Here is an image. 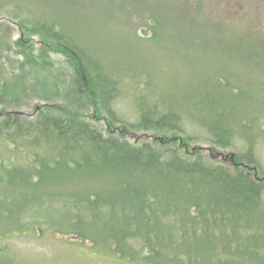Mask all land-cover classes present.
Listing matches in <instances>:
<instances>
[{
	"label": "trees",
	"instance_id": "trees-1",
	"mask_svg": "<svg viewBox=\"0 0 264 264\" xmlns=\"http://www.w3.org/2000/svg\"><path fill=\"white\" fill-rule=\"evenodd\" d=\"M50 8L35 0H0V109L30 99L29 88L20 83L28 63L38 66L39 72L27 74L38 100L54 106L41 108L25 122L19 117L0 120V184L13 191L11 206L0 208V221L7 218L15 225L0 234L1 264H29L16 259L6 242L37 231L91 241L98 254L112 256L118 264H264V170L255 166L264 144V109L255 100L264 89L252 97L253 84L241 87L225 75L208 79L210 88L190 84L182 89L179 76L165 85L155 83L151 62L140 66L136 58L147 44L161 48L171 41V28L164 26L166 34L160 33L156 16L137 14L145 35L133 27L122 35L101 24L88 27L92 22L85 11L70 9L60 20ZM13 26L21 36L15 42ZM113 35L118 46L111 43ZM35 47L39 57L32 54ZM49 49L67 55L81 83L95 87L125 133H149L165 145L108 136L66 114L63 105L55 107L72 96L60 88L66 86L59 82L62 69L44 65ZM126 52L135 59L121 55ZM13 54L20 60L13 57L11 64ZM127 93L136 123L115 110ZM244 96L247 102L241 104ZM194 126L199 134L190 132ZM197 139L209 141L215 150H234L226 153L234 157L233 164L188 155L189 141ZM82 168L84 178L92 180L99 173L111 179L105 175L114 172L116 183L84 195L56 184L57 170Z\"/></svg>",
	"mask_w": 264,
	"mask_h": 264
},
{
	"label": "rangeland",
	"instance_id": "rangeland-1",
	"mask_svg": "<svg viewBox=\"0 0 264 264\" xmlns=\"http://www.w3.org/2000/svg\"><path fill=\"white\" fill-rule=\"evenodd\" d=\"M35 1L43 2L44 5L45 3L50 4L52 17L60 20L66 19V15L71 14L70 9L83 15L85 11L87 18L92 22L88 27L97 29L98 24H101L102 27L111 30L112 34L125 35L124 29L133 27V30L137 29L135 31L143 36L145 31L138 27L137 14L143 15L144 19L147 16H156L161 21L160 33L166 34L164 26L171 28L170 32L167 31L171 41L164 43L165 45L161 48L147 44L142 50L143 54L136 58L140 66L142 63L145 64V61L151 62L155 83L165 85L179 76L182 89L190 84H205L206 88H210L211 84L209 85L208 79L215 75H225L230 82L239 84L241 87L253 84L255 89L250 93L252 97L264 89V0H184V2H189L187 5L181 0ZM198 8H200L199 11ZM10 28L13 41L19 40L20 29L15 26ZM111 43L118 46V37L113 35ZM44 45H38V47L42 48ZM131 45L135 47L136 42H131ZM49 51L48 58L44 57V65L49 66L53 63L54 67L62 69L58 71L62 75L59 82L61 84V81H64L66 86L62 85L60 88H65L68 95L72 96L67 102H56L55 107L63 105L66 114L77 116L79 120L92 124L108 136L129 139L132 142L146 141L156 148H162L165 145L162 139L149 133L144 135L135 132L125 133L124 125L112 119L105 110L95 87L91 86L90 82L88 86L81 83V75L77 74L78 72L67 55L57 51L55 53V49H49ZM32 54L39 57L38 48L35 47ZM121 55L135 59V55L131 52L121 53ZM13 57L16 58L14 54L9 56L11 64H14ZM16 60L19 61L20 57ZM37 72H39L38 66L34 68L32 63H28L25 72L22 71L24 75L20 83L26 84L30 90V95L27 94V96L31 97L15 107L0 109V120L19 117L25 122L31 116L36 115L41 108L54 107L51 104L46 106L41 99L38 100L39 96L34 82L27 75ZM47 76L51 77V74ZM59 78L58 74V80ZM84 79H87L85 73ZM13 81L16 83L17 80ZM83 92L85 94L82 95ZM128 95L127 93L118 100L115 110L121 118L136 123L138 120L136 110ZM257 99L255 101L264 109V96ZM239 102L245 104L247 102L245 96L241 97ZM189 130L190 132L197 131L199 134L196 126ZM189 143H191L190 147H186L188 155L200 154L213 161L233 164L234 157L226 153H235L234 150H215L205 139L191 140ZM257 154L259 162L255 166L264 170V144L260 145ZM252 168V174L258 176V170H255L257 168L254 170ZM84 173V168L73 172L57 170L54 177L60 189H63L61 186L64 184L67 191H75L77 188L82 195L88 191H101L105 183L112 182V186L116 183L113 177L114 172H107L109 175H105L111 179L99 173L93 180L85 179ZM12 193L13 191L4 184H0V208L11 206ZM16 199H20L19 196ZM20 210L22 209L16 212ZM9 221L7 218L5 221H0V234L15 228V225L13 226ZM6 244L14 248L16 259L29 264H118L112 256L98 254V251L93 249L91 241L85 242L73 235H63L57 232L37 231L27 237L14 236L8 239Z\"/></svg>",
	"mask_w": 264,
	"mask_h": 264
}]
</instances>
